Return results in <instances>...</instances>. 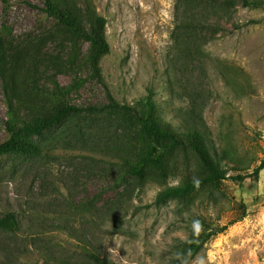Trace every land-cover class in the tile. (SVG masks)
Masks as SVG:
<instances>
[{
    "label": "rangeland",
    "instance_id": "374dc122",
    "mask_svg": "<svg viewBox=\"0 0 264 264\" xmlns=\"http://www.w3.org/2000/svg\"><path fill=\"white\" fill-rule=\"evenodd\" d=\"M90 1L107 18L106 85L86 67L58 73L64 86L80 77L72 103H108L110 93L140 108L152 91L163 120L183 133L197 129L222 167L252 172L264 160V7ZM44 7L45 0H0V31L12 29L14 54L32 47L47 60L62 51L57 37L46 40L54 23ZM46 66L48 84L55 69ZM7 111L0 75V142ZM29 139L43 155L0 158V217L12 211L20 222L17 232L0 230V264H96L91 253L106 264H264V169L259 181L204 182L159 203L164 188L208 171L187 146L167 151L143 178L129 175L125 160L139 163L147 142L128 114H71Z\"/></svg>",
    "mask_w": 264,
    "mask_h": 264
},
{
    "label": "trees",
    "instance_id": "16d2710c",
    "mask_svg": "<svg viewBox=\"0 0 264 264\" xmlns=\"http://www.w3.org/2000/svg\"><path fill=\"white\" fill-rule=\"evenodd\" d=\"M6 2V0H4ZM45 0L43 11L52 20L54 28L46 40H61L62 51L40 56L31 47L23 57L14 54L12 29L4 24L0 31V75L4 80L8 120L5 122L7 139L0 142V158L4 156L40 157L44 148L31 141L32 136H40L46 130L59 124L68 115L80 112H123L134 118L140 126L147 149L139 163L125 160L129 175L143 178L149 167H161L167 151L177 147L190 146L198 154L208 173L201 179H190L178 185L164 188L157 196V202L164 203L171 197H185L204 182H221L227 179L242 183L251 178L259 181L264 169V160L252 171L242 172L237 166L222 167L211 154L203 135L195 128H186L185 133L163 120L152 91L140 100V108L119 102L109 93V102L97 105L79 106L69 100L74 89L80 85L75 76L67 86L58 81V73H73L88 68L92 76L104 85L102 59L111 52L107 39V18L99 13L90 0ZM245 6L264 7V0H243ZM88 44L84 53L83 47ZM67 50L65 54L63 52ZM33 51V52H32ZM55 69L46 84L41 78L46 75L47 66ZM77 83V86L74 84ZM235 170L234 175L229 170ZM0 230L17 232L20 222L15 212L9 211L0 217ZM96 264H106L91 253Z\"/></svg>",
    "mask_w": 264,
    "mask_h": 264
}]
</instances>
